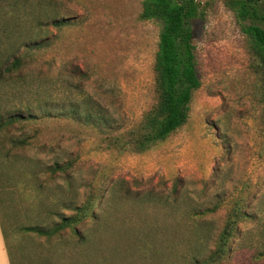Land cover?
Instances as JSON below:
<instances>
[{
  "label": "rangeland",
  "instance_id": "obj_1",
  "mask_svg": "<svg viewBox=\"0 0 264 264\" xmlns=\"http://www.w3.org/2000/svg\"><path fill=\"white\" fill-rule=\"evenodd\" d=\"M201 1L187 121L131 153L120 145L155 103L160 29L139 19L141 0H0V63L21 58L0 82V222L12 264H193L234 204L247 216L224 264H264L254 258L264 245L259 78L224 0ZM17 35L28 47L16 49ZM78 217L50 237L23 230Z\"/></svg>",
  "mask_w": 264,
  "mask_h": 264
},
{
  "label": "trees",
  "instance_id": "obj_2",
  "mask_svg": "<svg viewBox=\"0 0 264 264\" xmlns=\"http://www.w3.org/2000/svg\"><path fill=\"white\" fill-rule=\"evenodd\" d=\"M223 2L244 37L246 51L250 57V70L259 78L260 101L264 110V5L262 0H224ZM205 9L206 2L201 0H141L139 19L155 20L160 26L151 65L155 103L143 113L137 126L126 133L125 140L120 145L122 150L142 153L164 141L186 123L191 95L200 86L196 74L191 24L203 18ZM56 19V16L52 15L50 24L59 26L62 21ZM20 36H16L19 39L17 50L28 47L26 40ZM20 64V57H13L9 63L1 62L0 82L7 80ZM18 117H9L5 122L13 123L16 121L14 119H20ZM112 143L116 145L119 140L114 138ZM246 216L245 206L234 204L224 220L222 230L216 236L214 248L205 259L199 262L195 260L193 264H224L230 257L229 242L232 232ZM78 221L79 217L62 218L61 224L51 231L38 227H24L23 230L50 237ZM0 230L9 263L12 264L1 222ZM262 257H264V245L262 251L254 254L255 259Z\"/></svg>",
  "mask_w": 264,
  "mask_h": 264
},
{
  "label": "crops",
  "instance_id": "obj_3",
  "mask_svg": "<svg viewBox=\"0 0 264 264\" xmlns=\"http://www.w3.org/2000/svg\"><path fill=\"white\" fill-rule=\"evenodd\" d=\"M0 264H10L8 260V254L4 246V240L0 230Z\"/></svg>",
  "mask_w": 264,
  "mask_h": 264
}]
</instances>
